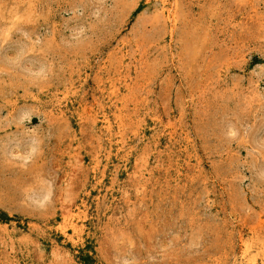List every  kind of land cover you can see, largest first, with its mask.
Here are the masks:
<instances>
[{"label":"rangeland","instance_id":"374dc122","mask_svg":"<svg viewBox=\"0 0 264 264\" xmlns=\"http://www.w3.org/2000/svg\"><path fill=\"white\" fill-rule=\"evenodd\" d=\"M0 264H264V0H0Z\"/></svg>","mask_w":264,"mask_h":264}]
</instances>
